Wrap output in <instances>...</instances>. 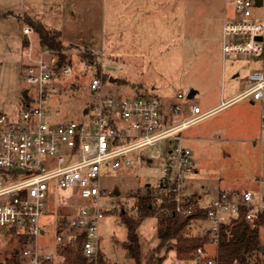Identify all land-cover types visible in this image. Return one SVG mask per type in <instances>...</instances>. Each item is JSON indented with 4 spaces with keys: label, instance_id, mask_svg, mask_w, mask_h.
<instances>
[{
    "label": "rangeland",
    "instance_id": "obj_1",
    "mask_svg": "<svg viewBox=\"0 0 264 264\" xmlns=\"http://www.w3.org/2000/svg\"><path fill=\"white\" fill-rule=\"evenodd\" d=\"M225 5V0H0V111L17 113L23 91L29 90L30 95L35 93L25 81L21 57L22 45L28 42L24 40V29L31 28L29 18L42 21L51 31L61 32L66 60L75 70L72 76L62 78L59 91L47 101L54 121L82 118L90 98L88 81L92 73L104 81L116 78V82L109 80V87L122 96L151 94L165 100L167 106L195 101L203 105L222 87L226 92L238 94L244 88L243 82L249 72L264 71V52L257 57H223L221 25ZM253 10L256 17L264 21V2ZM31 38L37 47L42 45L34 29ZM88 53L94 60L83 58L82 55ZM207 79H212L214 84L212 93L206 90ZM192 89L196 90L194 98L188 99ZM179 93L184 94V98H179ZM248 100L243 99L237 106L219 112L215 118L194 123L189 129L208 126L232 111L235 114L229 119H234L236 108L247 105ZM182 114H176L174 118L181 119ZM222 143L226 145L225 141ZM174 144V139L164 141L163 154ZM252 144L232 142L234 147L228 154L217 146L216 150L221 151L219 161H230V173L222 183L214 175L194 181L189 177L184 194L189 199H196L201 194L205 203H209L217 196L207 193L208 186L224 185L239 191L249 189L254 194V201L261 203L260 212L264 213V149ZM149 150L143 149L145 153ZM148 159L103 171L101 187L105 194L101 204L107 212L101 220L100 251L109 264H136L124 247L127 228L121 212L135 214L137 196L144 194L147 185L161 175L164 157L152 162ZM49 197L52 211L43 218L49 225L47 234L40 240L43 246L51 249L57 233L56 215H65L75 202L67 200L65 205L67 198L56 186L52 187ZM138 232L144 253L153 251L160 243L157 215L145 218ZM2 237L1 256L17 245L15 236L10 237V243L6 242L8 238ZM259 239L264 247V222L259 225ZM215 249L212 245L209 250L215 253ZM164 250L167 256L162 264H185L175 257L172 249Z\"/></svg>",
    "mask_w": 264,
    "mask_h": 264
},
{
    "label": "built area",
    "instance_id": "obj_2",
    "mask_svg": "<svg viewBox=\"0 0 264 264\" xmlns=\"http://www.w3.org/2000/svg\"><path fill=\"white\" fill-rule=\"evenodd\" d=\"M225 4L223 57L261 55L264 21L254 13L253 8L260 6L257 0H225ZM31 31L24 29L28 42L22 45L21 57L25 81L35 93L30 95L27 90L28 100L21 102L17 113L0 111V256L3 235L7 243L12 236L17 241L7 255L18 248L20 236L28 237L19 247V264H65L67 246L79 241L84 256L97 258L101 253V220L107 212L101 204L105 194L101 187L103 171L147 158L164 157L161 175L147 185L152 205L166 213L165 205L173 202L174 212L183 217L203 210L206 217H193L190 224L203 223L202 235H208L209 244H218L222 227L239 217L240 206L245 207L246 220L255 219L261 203L254 201L250 190L224 192L208 204H203L200 197L189 199L184 194L195 163L191 150L183 143L182 131L210 114L198 104H190L188 113L176 119V114L185 112L183 104H173L167 110L155 95L122 96L109 87V80L92 73L88 81L90 98L82 118L52 120L47 101L59 91L62 78L72 76L75 70L50 48L37 47ZM259 36L263 38L259 40ZM243 83L237 98L264 104V71L249 72ZM178 97L184 98V94ZM169 139L176 144L169 145L163 154L161 147ZM147 148L149 153L143 151ZM55 186L64 192L65 205L67 200L75 203L65 215H56L55 245L48 249L40 238L47 234L49 221L43 222V218L52 211L49 193ZM185 264L218 262L206 248L199 247Z\"/></svg>",
    "mask_w": 264,
    "mask_h": 264
},
{
    "label": "trees",
    "instance_id": "obj_3",
    "mask_svg": "<svg viewBox=\"0 0 264 264\" xmlns=\"http://www.w3.org/2000/svg\"><path fill=\"white\" fill-rule=\"evenodd\" d=\"M28 23L38 33L43 46L53 50L63 61H67L60 31H51L39 20L29 18ZM82 56L94 60L92 54L88 53ZM27 100V95L22 97V101ZM137 203L135 214L127 215L125 212H121L122 222L127 228V241L124 242V247L136 264H162L167 256L163 252L164 249H166L165 252L171 249L175 250L176 258L179 261H186L194 256L199 247L206 248L209 244L208 235H191L188 232L193 217L200 219L206 217L203 210L196 212L191 217H183L174 212V203L169 202L165 205L168 211L160 212L152 205L148 190L137 196ZM245 211V207L240 206L239 217L222 227L214 254L218 264H264V254L261 252L263 246L259 239V225L264 222V213L259 212L253 221H248L244 217ZM153 215H157L159 220L160 243L153 251L144 253L138 229L145 218ZM61 220L63 223V218ZM28 240V237L20 236L18 248L11 255L0 256V264H19V247ZM65 264L109 263L102 253L93 259L84 256L81 241H79L75 245L67 246Z\"/></svg>",
    "mask_w": 264,
    "mask_h": 264
},
{
    "label": "crops",
    "instance_id": "obj_4",
    "mask_svg": "<svg viewBox=\"0 0 264 264\" xmlns=\"http://www.w3.org/2000/svg\"><path fill=\"white\" fill-rule=\"evenodd\" d=\"M223 20L224 15L222 19V25ZM25 38L26 36L24 34V40ZM210 80L212 79H207L205 81V83L208 85L206 90L209 93H212L213 91H215V88L213 87V82ZM192 90L196 91L195 89ZM225 90L226 89L222 87L219 93L215 95L214 98H209L203 105L196 101L184 102L183 105L185 106V112H183L182 115H186V113H188L190 104H198L201 106L203 111L210 112L209 116L204 119V121H206L210 118H215L214 116H216L221 111L237 106V104L241 102V100L246 99L237 98V95L239 93L231 94L229 90L228 92H226ZM160 100L162 101L164 108L167 110L171 105H173L171 104L167 106V102L165 100ZM246 104L247 105H238L239 107L235 110L237 114L234 119H229L230 116L234 113V111H232L228 114V118L224 116L225 118L222 119L223 121L218 120L215 123L200 127L197 130H190V127H187L182 131L183 143L187 148L191 150L195 163V171L190 176L193 181L194 179L196 180V178L197 180H200V178H202L203 176L214 175L217 176L222 183L224 177H226V175L230 173V161L228 159L223 162L219 161V155L221 151L216 150L217 146L223 148L221 150H223V153L225 154L230 153L231 149L234 147L232 145V142L238 141H244L249 144L253 143V147H260L261 150L264 149V129L262 128L264 104L259 101H254L251 98H249ZM212 122H214V120ZM223 141L226 142L225 146L222 143ZM258 143L260 145H258ZM149 161L152 162L153 160ZM186 184H188V182ZM247 190L249 189H245L244 191ZM244 191H239L236 189L234 190L231 188L228 189L224 185L223 187L217 186V188H211L209 186L207 187V193L210 194L212 192V194H215L217 197L224 192L241 193ZM198 196L200 197V201L203 204H208L205 203V200L203 199V196L201 194ZM188 229L189 234L191 235H202L204 225L203 223H191ZM211 246V244H207L206 250H211ZM210 250L207 252L210 255H214L215 253H211L212 251ZM173 251L176 257L175 250ZM103 256L106 260H108L104 254Z\"/></svg>",
    "mask_w": 264,
    "mask_h": 264
},
{
    "label": "water",
    "instance_id": "obj_5",
    "mask_svg": "<svg viewBox=\"0 0 264 264\" xmlns=\"http://www.w3.org/2000/svg\"><path fill=\"white\" fill-rule=\"evenodd\" d=\"M263 3V0H257V4L258 5H261ZM263 37L259 36L258 39L261 40ZM111 82H116L117 79L116 78H113V77H110L109 79ZM27 94V90H24L23 91V96H25ZM194 94H195V91L194 90H191L189 93H188V96L187 98L188 99H192L194 97ZM87 112V109L85 110V113ZM118 193V191H116ZM261 252L264 254V247H261Z\"/></svg>",
    "mask_w": 264,
    "mask_h": 264
}]
</instances>
